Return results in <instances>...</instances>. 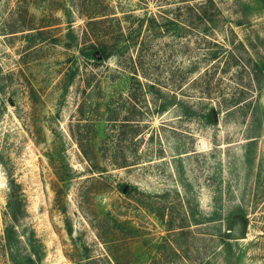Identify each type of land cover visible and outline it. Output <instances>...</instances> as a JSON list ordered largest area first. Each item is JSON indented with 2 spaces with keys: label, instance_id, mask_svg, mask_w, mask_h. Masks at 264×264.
Wrapping results in <instances>:
<instances>
[{
  "label": "rangeland",
  "instance_id": "rangeland-1",
  "mask_svg": "<svg viewBox=\"0 0 264 264\" xmlns=\"http://www.w3.org/2000/svg\"><path fill=\"white\" fill-rule=\"evenodd\" d=\"M9 174L20 259L264 264V0H0V264Z\"/></svg>",
  "mask_w": 264,
  "mask_h": 264
},
{
  "label": "trees",
  "instance_id": "trees-1",
  "mask_svg": "<svg viewBox=\"0 0 264 264\" xmlns=\"http://www.w3.org/2000/svg\"><path fill=\"white\" fill-rule=\"evenodd\" d=\"M89 51L86 53V57L93 59H104L107 58L109 54H107V47L101 46L98 47L94 44L89 46ZM150 87L154 88L155 85L151 84ZM240 103L246 104V98H239L238 100L232 103V106L238 105ZM169 103L163 102L161 104L160 110L163 111L167 108ZM230 106V107H232ZM127 121V122H126ZM126 124L128 126L129 119L126 120ZM124 122V124H125ZM85 155L88 156L87 152L83 149ZM126 162H122L121 165H126ZM98 170V169H97ZM92 171H96L94 168ZM102 171V170H101ZM9 193H8V201H7V209H6V227H5V245L9 252V264H38L37 261L32 257V254H29L28 257H24L25 260L20 259L15 253H17V246L22 242V233L18 230V226L21 220L27 213L26 202L23 197L21 185L16 182V180L9 174ZM63 181V178H61ZM63 191L60 190V193ZM61 196V194H60ZM180 228H184L185 225H180ZM24 236V235H23ZM31 236L27 234L28 240Z\"/></svg>",
  "mask_w": 264,
  "mask_h": 264
},
{
  "label": "water",
  "instance_id": "water-1",
  "mask_svg": "<svg viewBox=\"0 0 264 264\" xmlns=\"http://www.w3.org/2000/svg\"><path fill=\"white\" fill-rule=\"evenodd\" d=\"M212 113H213L214 118L217 119V117H216L217 116L216 110L213 109ZM231 236H232V238H238L239 237V235H238V233H237L236 230H234L232 232V235Z\"/></svg>",
  "mask_w": 264,
  "mask_h": 264
}]
</instances>
